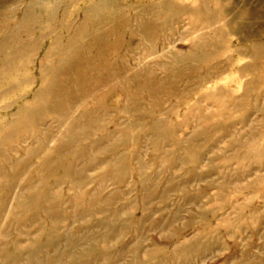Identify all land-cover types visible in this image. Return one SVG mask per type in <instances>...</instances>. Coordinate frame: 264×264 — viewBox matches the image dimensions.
<instances>
[{"label": "rangeland", "instance_id": "1", "mask_svg": "<svg viewBox=\"0 0 264 264\" xmlns=\"http://www.w3.org/2000/svg\"><path fill=\"white\" fill-rule=\"evenodd\" d=\"M99 1L0 0V39L6 29H19L27 9L37 19L32 34L0 50L2 133L24 132L20 116L25 103L39 105L32 94L43 78L50 79L47 69L58 57L47 50L65 26L79 22L83 8ZM118 1L129 6L121 14L134 18L143 8L171 0ZM176 1L181 5L177 11L161 9L150 15L155 20L156 15L178 13V18L157 40L160 52L153 46L156 54L140 60L141 66H151L159 82L166 76L173 82L158 98L145 95L138 101L144 120L119 114L124 96L115 92L95 108L102 119L89 124L82 137L65 140L66 150L54 147L55 136L64 130L54 115L44 116L43 126L52 133L43 153L30 159L24 154L25 147L37 146L34 137L13 143L18 150L7 156L18 162L12 171L4 165L0 178V264H264V50L259 49L264 0H205L206 12L199 9L200 0ZM184 8L189 12L183 14ZM243 11L248 17L240 23L236 17ZM56 21L61 26L49 34ZM127 31L136 33V25ZM142 41L139 34L133 37L138 58L145 54L139 52ZM19 47L23 51L14 55ZM189 53L203 64L187 59ZM206 70L213 73L208 79ZM152 102L158 108L152 110ZM74 113L69 117L76 118ZM154 119L162 127L153 128ZM65 126L72 131V124ZM159 131L163 136H157ZM94 144L96 148H89ZM43 157L55 159L49 171L59 168L44 183L49 173L39 168ZM80 158L82 162L73 164ZM25 160L30 164L26 171L21 164ZM108 161L115 167L106 165ZM70 167L72 172L60 179V168ZM19 175L34 184L33 194L44 195L39 206L32 207L28 194L20 193L24 182ZM10 176L14 183L7 190ZM88 192L100 203L90 206ZM105 197L112 200L103 202ZM13 213L24 217L13 219ZM92 246L96 250L90 254Z\"/></svg>", "mask_w": 264, "mask_h": 264}, {"label": "bare ground", "instance_id": "2", "mask_svg": "<svg viewBox=\"0 0 264 264\" xmlns=\"http://www.w3.org/2000/svg\"><path fill=\"white\" fill-rule=\"evenodd\" d=\"M176 2L178 3V1L176 0L164 1L162 3H158L157 5H154L148 8H143L142 12H140V15L134 18L128 17L127 13L121 14V11L128 9L129 6L127 5L124 6L123 4H120L118 0H100L99 3L97 4L96 3L88 4L85 8H83V10L80 13L81 19L79 20V22L75 24L73 21L72 23L65 26L63 33H61L58 37L55 38L53 47L47 50V53L49 55L58 56V57L56 59L54 58L55 60L52 62L51 67L47 69L48 73L51 74L50 79L43 78L39 82L38 90L34 91V93L32 94V98L36 100L37 102H39V105H37L36 107H33L34 105L31 106L30 103L29 105L25 103L26 105H25V108L23 109H25L26 112L25 114L20 113L21 114L20 117L24 124V127H22L24 132L21 134V136H19L18 131L14 129L8 133H5V132L2 133L0 130V161H1L0 162V178H1V175L4 174V165H7L8 169L12 171L13 165L18 162L16 160L11 163L10 162L11 160L9 159L10 156L9 157L7 156L10 153L16 152L15 149L17 148H15L13 143L24 144V143H27L29 139H32L34 137L35 143L37 145L36 147H33V148L23 147L24 154L29 159L31 156L33 155L38 156L39 153L41 154V152L43 153L46 150L43 148L45 145H47L48 134L52 132L51 130H49V128H44L43 125L46 122V121L44 122V120L46 119V117L44 116L54 115L55 117H53V120L58 125V128L59 129L62 127L64 128L62 133L58 132L57 136H55L57 138L54 141V144H55L54 147L56 150L57 148H60L58 150H61V149L66 150L67 148L65 145V142H66L65 140H67L70 137H76L79 135L82 137L83 134H86V127L89 126V124H93V122L99 119V117L100 119H102L101 117H103V115L102 116L97 115L96 114L97 112L95 113V110H96L95 108H98L99 106H101L102 105L101 101L105 99L107 100V98H109L111 94H115V92L118 94H122V96H124L123 97L124 102L123 101L121 102L122 108L119 111V114L128 115L137 120H144L145 111H143V108L141 107L139 108L137 106L138 101L142 100L143 96L145 95L146 97L149 98L151 97L150 95L155 94V95H158L156 96V98H158L159 95L163 93L162 88L165 87L164 89L166 92L167 87H170V85L166 86V84L168 83L170 84L173 82H171L172 77L170 78L168 76H166V80L164 81L162 80L163 82H159L155 78V73H153L155 71L151 69V66H141L140 60L141 58L153 56L156 53L160 52V49L158 50L157 49L158 47L156 46L158 43L157 40L159 39V37L163 36L162 33H164L165 30H168L178 18L177 16L178 13L176 15L175 14L173 15L172 13L171 17H167V15H164V14L163 16L156 15L155 20L152 19L150 15H152L153 17V14H156V12L161 9H166L169 11L173 9L177 11L178 7H180L181 5L179 6ZM30 3L31 2H29V4ZM200 5L201 6L199 9H201L202 12H206L207 4L205 3V0H200ZM101 10H110V13H106V14L99 13L98 14V12H101ZM181 11L183 14H186L189 12L188 9L186 8H184ZM222 12L223 11L220 9L219 15L222 14ZM35 14L36 13L31 11V9H27L23 13V18L25 19L22 22H20L21 24H18L19 29L17 31H13L12 28L6 29L7 34L0 39V50L3 47H6L12 44L15 40H19L23 36L32 34L33 32L32 27H34L35 20H37L35 18ZM96 14L98 15L95 16ZM247 17H248V13L243 11L238 14V16L236 17V20L242 23ZM209 18L211 19V17ZM48 19L51 22L54 21L52 20L54 19L52 17V14L49 16ZM51 24L52 25L50 26L49 34L55 33L56 29L59 26H61V21L60 22L56 21ZM131 24L136 25V28H137L136 33H133L130 31L126 32V29L129 28ZM160 27L164 28V30L160 29ZM136 34H139L142 37V40L145 43L149 44L147 47H145L143 45L144 42L142 41L143 43L140 45L141 49H139V52L144 51L145 54H142L141 55L142 57H139V58L135 56L137 54L136 53L137 49L134 47L135 43L133 42V37H135ZM153 46H156L155 49L158 50V51L155 50L157 51L156 53L152 51L153 49H150ZM213 48H214L213 46L210 47V49H213ZM23 49H24L23 47H19L16 50L14 55H18L20 52L23 51ZM162 49L163 48L161 47V51H163ZM259 49L264 50V42L259 45ZM187 59H190V60L195 59L197 63L199 62L201 64H203L202 62H204L197 56L193 55L192 53H189ZM154 63L158 65L156 61H154ZM153 67H154V64H153ZM40 72L44 74L46 73L44 72V70ZM212 74L213 73L211 72L208 73L207 71L205 73L206 75L205 79H208V77ZM108 84H110V86L107 87L106 90L100 91L102 87H105ZM131 84H133V88L131 91H128L127 87H129ZM95 92H97V95L92 96V94H94ZM149 106L153 108L152 110H154L155 108H158V104L153 103V102ZM74 112L75 113L78 112L77 117L76 118L69 117V115H71ZM154 120L155 122H153L154 123L153 128L156 127V129H159L160 127H162L161 126L162 121L156 120V119ZM79 122L82 123L81 125L82 127L77 125L79 124ZM66 124L67 125L72 124V127H73L72 131H70L71 129L69 130L65 126ZM41 125L44 128L42 130H40ZM74 129H77L79 132L77 131L75 132ZM124 133H125L124 136L128 135L127 132H124ZM159 135L163 136L161 131L157 133V136ZM87 137L89 138V136ZM36 138H40L41 140H38V139L36 140ZM93 146H96V144L92 146L90 145L89 148H93ZM82 148L83 147H81V149ZM80 156H82L81 153H80ZM1 158L5 160L4 161L5 163L2 162ZM46 159L47 157H43L39 163V168L41 169V171L49 173L48 177L42 178V183H44L48 178L53 176L54 171L57 172V169H59L57 168V166H54V168L49 171L50 166H52L55 163V159L54 160L51 158L50 160H46ZM80 162H82L81 158L78 160H74L73 164L80 163ZM109 162L110 161H108L106 165H108L109 167L111 166V168L115 167L116 164L113 161H112L113 164ZM21 164L23 166L22 167L23 170L27 169V167L30 165L29 163L26 162V160L25 162ZM60 169H62V175H63V177H61L60 179H66L64 175L68 173L67 171L70 170L69 172L70 174L73 170L72 167L68 169H63V168H60ZM11 175L13 176L12 173ZM12 176L9 177V180L12 178ZM20 177L21 176L19 175L18 179H20ZM13 179L10 180L11 182L8 185L7 190L9 189L12 190L11 183L12 184L14 183ZM79 180L81 181V178H79ZM21 181H23L24 183H23L22 188L19 190L20 193L28 194V200H30V205L32 207L38 205L39 199H42L44 195L40 192L36 194H33L31 192L32 189H34L35 187H34V184L31 185L29 183L30 179L28 180L27 177H25ZM1 183L2 181L0 179V192L2 191L1 189H3ZM57 183H59V181ZM142 188H144V186ZM24 196L27 197L26 194ZM5 197L6 199L4 200V203L7 202V198H8L7 196ZM110 200H112V198L105 197L103 202L110 201ZM93 203L98 204L100 203V201L97 198V195L94 194V192H88V204H90V206H93L94 205ZM18 208H20V206H18ZM23 217H24L23 214L18 215V213L16 214L13 213V219L17 218L18 220L19 218H23ZM103 223L105 224V222ZM103 223L101 221L100 225ZM108 226L109 228L111 227L110 224H108ZM9 227L10 225L8 226L7 231ZM41 231H43L42 227L39 230H37L38 233H40ZM1 233H2V230H0V237L2 236ZM7 236L9 237L10 235H6V237ZM27 237H29V235ZM68 238L69 236L66 237L67 241H68ZM18 239L19 237L17 238V240L15 239L16 242L18 241ZM87 250H89L87 252L91 254L92 252L96 250V248L92 246V247H89ZM85 255L86 253L79 256L78 258L84 257Z\"/></svg>", "mask_w": 264, "mask_h": 264}]
</instances>
